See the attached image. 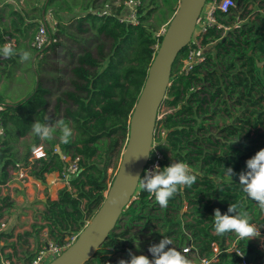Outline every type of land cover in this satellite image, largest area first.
I'll list each match as a JSON object with an SVG mask.
<instances>
[{"label": "trees", "instance_id": "trees-1", "mask_svg": "<svg viewBox=\"0 0 264 264\" xmlns=\"http://www.w3.org/2000/svg\"><path fill=\"white\" fill-rule=\"evenodd\" d=\"M115 1L119 3L115 5ZM125 1L23 0L25 7L20 9L7 1L0 4V48L7 37L15 41L11 57L0 54V185L11 178L10 170L23 167L44 182L46 174H59L65 168L62 155L79 157V172L71 188L58 189L56 199L48 195L39 201L43 207L33 210L35 222L29 236L38 238L47 228L51 241L63 244L78 234L104 201L109 168H118L132 112L163 37L159 30L179 5V0H140L137 21L132 22ZM236 1L230 20L231 24L242 20L241 24L234 22L224 36L216 26L202 36L203 46L209 49L204 63L184 74L182 59L188 47L181 52L163 103L168 111L155 128L148 164L156 159L157 150L162 154L161 169L173 160L186 162L197 176L196 182L180 190L166 208L139 188L87 264H105L113 254L129 260V250L147 242L145 238L139 242L138 232L143 235L148 227L137 224L145 218L157 227L154 234L158 237L175 236L173 243L191 247L187 258L195 264L212 258L214 245L219 260L210 264H264V243L241 240L233 233L217 235L213 228L214 210L225 214L236 203L264 233V211L239 184L246 161L264 149V0ZM48 13L55 20L52 41L37 48L32 42L40 20ZM229 14L218 13V22L229 24L222 20ZM59 47L65 51L70 72L67 88L59 89L51 104V90L42 85L41 78L45 70L63 73L53 60L47 61L49 52ZM22 51L31 54L28 61H20ZM11 82L28 89L10 95L7 87ZM60 119L73 130L68 144L60 141L59 130L45 141L33 134L31 124L36 120L54 124ZM34 145L43 146L45 156L33 159ZM229 167L235 176L227 174ZM10 199L0 194V219L3 208L14 205ZM13 232L14 228L0 233V240L7 241Z\"/></svg>", "mask_w": 264, "mask_h": 264}, {"label": "water", "instance_id": "water-1", "mask_svg": "<svg viewBox=\"0 0 264 264\" xmlns=\"http://www.w3.org/2000/svg\"><path fill=\"white\" fill-rule=\"evenodd\" d=\"M208 0H179L158 45L148 75L132 112L120 162L104 201L77 239L47 264H87L117 226L123 210L135 197L152 150L159 112L171 84L174 65L194 34ZM147 139L151 140L147 143ZM145 150V159L139 154Z\"/></svg>", "mask_w": 264, "mask_h": 264}, {"label": "clouds", "instance_id": "clouds-1", "mask_svg": "<svg viewBox=\"0 0 264 264\" xmlns=\"http://www.w3.org/2000/svg\"><path fill=\"white\" fill-rule=\"evenodd\" d=\"M0 54L6 58L11 57L14 54L13 45L6 43L0 48ZM19 55L21 62L31 58V54L27 51H22ZM31 125L33 134L41 141L52 139L56 130H59V139L64 144H68L73 135L71 127L62 119L54 124L36 120ZM33 152L36 156L43 155L41 149L35 145ZM226 169L228 175L232 177L236 175L232 168ZM196 180L197 176L192 173L189 164L173 160L163 169L157 165L155 170H147L143 178H138L137 184L141 190L154 197L162 208H166L171 198L180 190L190 188ZM239 184L247 197L253 200L261 211H264V149L259 150L246 161V170L239 173ZM213 228L217 235L233 233L241 240H252L261 236L260 230L251 222L249 213L236 203H231L225 214H222L218 208L214 210ZM149 252L152 255L151 259L147 255H135L129 252L130 260L121 259L119 264H192V261L177 250L172 241L166 237L159 243L151 245ZM202 264H206V261Z\"/></svg>", "mask_w": 264, "mask_h": 264}, {"label": "rangeland", "instance_id": "rangeland-1", "mask_svg": "<svg viewBox=\"0 0 264 264\" xmlns=\"http://www.w3.org/2000/svg\"><path fill=\"white\" fill-rule=\"evenodd\" d=\"M0 1H1L0 4L4 3L5 1H7L9 3H12L13 5H15L16 8H19V9L24 5L23 0H0ZM118 3H119L118 1L114 2L115 5L118 4ZM229 13H227V14H229ZM254 14L255 13H252V16H254ZM230 15H231V13L229 15H227L226 17L222 18V20H224L227 23H229V24H225L224 23L225 25H223V26L230 27V28L233 26L235 21L231 24L232 21L230 20ZM50 17H51L50 21L48 22V28H49L48 30H49V32H50V30H52L51 26H53L55 24V20H54V18L52 16V13H50ZM169 21H168V23H169ZM241 21L242 20H239V21L235 22L236 23L235 25H240ZM168 23L164 24L161 27V29L159 30V33H162V31L166 30ZM201 24H202V22L200 23V20H199V22L196 24V27H195V31H194L195 34L200 29ZM219 29L222 31V35L223 36L226 35V33L224 32V28H219ZM71 30H73V29H71ZM54 31H55V29H53V32ZM49 32H48V35L50 36ZM61 40H64V39H60L59 41H61ZM207 51H209V49L207 47H205L204 48V53H206ZM49 53H50V55L47 57V61H50L52 63V60H53V63L57 67H62V69H64L63 73H61V74H59L57 72V70L55 69L57 73L55 72V70H54L55 73H53V74L51 72L45 70L43 75H42V78H41L42 79V85H44V86L46 85L45 87L49 88L51 90L52 94H50L49 100H50V102L52 104L54 102L56 96L58 95V90L59 89L62 90V89L67 88L68 75H69V72H70V70H69L70 67L66 66L69 63V61L67 60V56L65 54V51H63V49L61 47L56 48V50L54 52H49ZM70 63H71V61H70ZM176 67H177V65L175 64L174 65V69ZM48 69H51V67L49 66ZM1 83H3V80L1 81ZM13 87H14V83L13 82L8 84L7 90H8L10 95H12L13 93H19L20 94L22 92L27 91V89H28V87L26 89L25 88L22 89L21 87H18L16 85H15L14 88ZM167 111H168V108L163 104L161 106V109H160V112H159L160 118ZM150 141L151 140L147 139V143L148 142L150 143ZM153 145L154 144H153V140H152L151 141V147H153ZM150 155H151V152H150ZM116 171H117V169L115 170L113 167H110L109 170H108L109 184H107V186L104 188V191H103L104 196H106V194H107V192H108V190L110 188L111 181L114 178ZM57 175H58L57 172L46 174V178H45L44 182H40L36 186L34 185V183H31L32 184V187L30 189L31 193L24 192L25 191V189H24V191H17L15 193L14 197L13 198L11 197V199L9 201L12 202L14 205L3 208V211L5 212V214L3 215L2 219H4L6 221L7 225H6V227H5V229H4V231L2 233H5L6 231H10L12 228H14V230H15L17 225H22L23 223H26V221L29 222L28 218H26V216H25L26 214H24V213H26V209L28 208V213L29 212L32 213V211L35 208H42L43 205L39 202L41 200V198L44 197L46 199L48 195L51 197V194L55 193L58 188L59 189L62 188L60 185H56L54 183V181H56L55 178H56ZM13 181H19V180L16 179V177H14ZM49 185L54 186L56 188H54V189H52L51 187L49 188ZM2 191L3 190L1 188L0 194H3ZM184 211H185V206H184ZM33 214H34V212H33ZM22 216H24V217H22ZM32 222L33 223L35 222L34 216H33V221ZM121 223L124 224V221L122 220ZM32 224H30V230L28 232H32L33 231ZM137 224L140 227H144V226L148 227L147 232H145L143 235L140 234L141 231L138 232L139 236H140L139 242H141L143 240V238H145V241H147V242L136 244V246H138L139 249L133 248V249L129 250V252H131V253H133L135 255H142V254L143 255H147L151 259L152 255L149 252V247L151 245H153V244L159 243L164 237H158V235L154 234L157 231V227L152 226L150 223H148V219L147 218L142 219ZM256 226H258V224H256ZM139 229L140 228H138V227L135 228L136 231L139 230ZM258 229L260 230V228H258ZM29 237H32V236H28L27 232L25 231V232H22V234H20V236L18 235V239L17 240L9 238L6 241V238H2V241L4 243L14 241L16 243V245H17V250L14 253L15 257L17 259L18 258H21V259L23 258L24 259V257H26L28 254H30V252H32V247H31L32 244L35 247H41V245L43 243L42 238L44 237V233L41 232L38 238L32 237V241H29V239H28ZM174 239L177 240V238H175V236L172 237L170 240L172 241ZM254 240L258 241V243L260 245L262 243H264V233H261V236L259 238H255ZM172 244L177 250H179L181 252L184 250L183 247H186L185 245L184 246H180V242L179 241L178 242L176 241L175 243H173V241H172ZM25 247H27V248H25ZM126 247H128V245H126ZM169 247H172V245H169ZM182 253L185 254L187 257L189 256L188 252L187 253L182 252ZM123 257L124 256H122V254H119V255L113 254L110 257V259H107L105 261V264H119V261L121 259H123ZM128 259L130 260V257ZM51 260L52 259H47L45 264H47ZM191 261H192V264H195L194 260H191ZM23 264H25V262ZM93 264H97V263L93 262Z\"/></svg>", "mask_w": 264, "mask_h": 264}, {"label": "built area", "instance_id": "built-area-1", "mask_svg": "<svg viewBox=\"0 0 264 264\" xmlns=\"http://www.w3.org/2000/svg\"><path fill=\"white\" fill-rule=\"evenodd\" d=\"M125 3L131 9L128 19L132 22H136L137 7L140 4V0H126ZM236 4H237L236 0H208L206 2V5L199 19L200 23L202 22L200 29L196 32V34L194 33V35H192L190 41L186 45L189 51L187 56L182 60L183 63L181 68L182 73L189 74V72H191L195 66L205 62L206 60V56L204 53L205 46H203L202 44V36L214 26H216L217 28H224V31L228 30L230 27H226L220 24L218 22L217 15L218 13H229L231 9H233L236 6ZM49 19H50V14L48 13V16H46V18L43 21H40L38 30L32 42L33 46L40 48L51 43L52 39L48 35ZM121 20L123 21L124 18H122ZM163 33L164 31H162V34ZM7 38H8L7 43H11L12 45H14L15 41L9 37ZM156 47L158 48V45ZM0 134H3V128L1 127H0ZM154 143L155 141L153 140V144ZM39 148L43 152L42 156H45L43 146H39ZM153 155L156 157V159L154 160V162L150 164L147 163L143 177L147 170H155V167L157 165H159L160 167V158L162 157V154L156 150L154 151ZM42 156H36L35 153L33 152L32 158L36 159ZM62 159L65 160L66 166L61 171V173L57 175L55 181L56 183L55 182L54 183L60 185L62 188L63 187L71 188L72 179L75 178L79 172V157L62 155ZM10 174H11V178L6 183L0 185V188L3 189L2 193L4 195L11 194L10 190L12 188L13 182H15L13 181L14 177H16V179H18L20 182L23 181L24 184H26V181H28L29 179L33 181H39L30 174L29 167L26 168L23 167L18 170H10ZM187 209H188V205H185V211ZM6 225H7L6 221L4 219H0V233L4 231ZM43 233H44V237L42 238L43 243L41 247H39L36 256L32 259L31 262L25 264H45L47 259H54L77 239L80 232L78 234H75L67 238V240L63 244H56L53 241H51V239L48 237L47 228H44ZM234 246L235 244H233L232 247ZM183 248L184 250L182 252L184 253L189 252V250L191 249V247L188 246ZM234 250L238 254L243 255L242 252L236 247H234ZM214 251H215L214 256L210 259L203 260V262L206 261V264L217 262L219 260V249L217 245H214ZM0 264H15V263L9 258L2 257Z\"/></svg>", "mask_w": 264, "mask_h": 264}, {"label": "crops", "instance_id": "crops-1", "mask_svg": "<svg viewBox=\"0 0 264 264\" xmlns=\"http://www.w3.org/2000/svg\"><path fill=\"white\" fill-rule=\"evenodd\" d=\"M22 7H25V4L22 6ZM17 9H19V8H17ZM50 14V13H49ZM47 16H48V14H47ZM46 17H44V18H42L40 21H43L44 19H45ZM51 18V17H50ZM49 21H50V19H49ZM39 147V146H38ZM57 177V176H56ZM56 179V178H55ZM40 181V180H39ZM39 181H33V180H31V179H29L28 181H26V184H24V182L22 181V182H20V181H15V182H13V185H12V188H11V190H10V193L11 194H9V196L10 197H14V195H15V193L17 192V191H24V189H25V191L24 192H26V193H31V191H30V189H31V187H32V184L31 183H34V185L36 186V185H38L40 182ZM55 182V181H54ZM56 183V182H55ZM56 185H58V184H56ZM39 187V186H38ZM52 188V189H54V188H56V187H54V186H51V185H49V188ZM59 187V186H58ZM1 189V188H0ZM59 189V188H58ZM58 189L56 190V192L55 193H53V194H51V198L52 199H56L57 198V193H58ZM3 190V189H2ZM1 191V190H0ZM41 200H43V201H45V198L44 197H42L41 198ZM30 209V208H29ZM24 214H26L25 216H26V218H28V220H29V222H27L26 221V223H23L22 225H17L16 226V228H15V230H14V232H13V234H14V236L13 237H11L12 239H15V240H17L18 239V235L20 236V234H22V232H28L29 230H30V224H32L33 222V211H32V213H28V208L26 209V213H24ZM23 214V215H24ZM22 217H24V216H22ZM29 236V235H28ZM29 239V241H32V237H29L28 238ZM11 244H14V246H12ZM5 246L4 247V249H2V246ZM32 252H30V254H28L26 257H24V259L22 258H16L15 257V255H14V253H15V251L17 250V245H16V243L14 242V241H11V242H6V243H4L3 241H2V239L0 240V258H4L5 257V255H7V254H10L11 255V258H9V259H11L15 264H23L24 262L26 263L28 260H29V258L32 256V255H34L35 253H37V251H38V249H39V247H35L33 244H32ZM25 248H27V247H25ZM36 255V254H35ZM18 262V263H17Z\"/></svg>", "mask_w": 264, "mask_h": 264}, {"label": "bare ground", "instance_id": "bare-ground-1", "mask_svg": "<svg viewBox=\"0 0 264 264\" xmlns=\"http://www.w3.org/2000/svg\"><path fill=\"white\" fill-rule=\"evenodd\" d=\"M146 146L144 145V148H145ZM145 150H146V148L144 149V150H142L141 149V151H140V154H139V159L141 160V161H143L144 159H145Z\"/></svg>", "mask_w": 264, "mask_h": 264}]
</instances>
